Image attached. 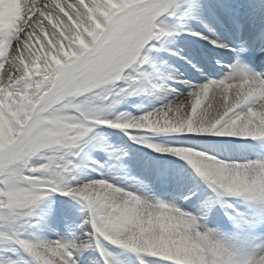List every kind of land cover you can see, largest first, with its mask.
Here are the masks:
<instances>
[{
    "label": "snow or ice",
    "instance_id": "snow-or-ice-1",
    "mask_svg": "<svg viewBox=\"0 0 264 264\" xmlns=\"http://www.w3.org/2000/svg\"><path fill=\"white\" fill-rule=\"evenodd\" d=\"M0 264H264V0H0Z\"/></svg>",
    "mask_w": 264,
    "mask_h": 264
},
{
    "label": "bare ground",
    "instance_id": "bare-ground-1",
    "mask_svg": "<svg viewBox=\"0 0 264 264\" xmlns=\"http://www.w3.org/2000/svg\"><path fill=\"white\" fill-rule=\"evenodd\" d=\"M185 78H189L192 80H195L196 82H199V77L193 73L191 70H189V72L185 75Z\"/></svg>",
    "mask_w": 264,
    "mask_h": 264
},
{
    "label": "rangeland",
    "instance_id": "rangeland-1",
    "mask_svg": "<svg viewBox=\"0 0 264 264\" xmlns=\"http://www.w3.org/2000/svg\"><path fill=\"white\" fill-rule=\"evenodd\" d=\"M183 71H188V72H189V69H186V67H185V68L183 69ZM188 72H187V73H188ZM187 73H186V74H187ZM186 74H185V75H186Z\"/></svg>",
    "mask_w": 264,
    "mask_h": 264
}]
</instances>
